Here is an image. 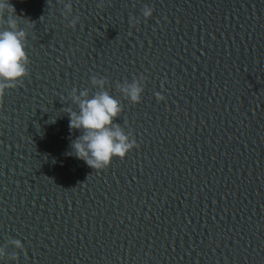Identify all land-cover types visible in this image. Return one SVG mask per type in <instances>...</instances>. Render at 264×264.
<instances>
[{
    "label": "water",
    "instance_id": "obj_1",
    "mask_svg": "<svg viewBox=\"0 0 264 264\" xmlns=\"http://www.w3.org/2000/svg\"><path fill=\"white\" fill-rule=\"evenodd\" d=\"M10 3L29 74L0 96V264H264V0ZM72 88L121 101L138 147L71 155Z\"/></svg>",
    "mask_w": 264,
    "mask_h": 264
},
{
    "label": "clouds",
    "instance_id": "obj_2",
    "mask_svg": "<svg viewBox=\"0 0 264 264\" xmlns=\"http://www.w3.org/2000/svg\"><path fill=\"white\" fill-rule=\"evenodd\" d=\"M70 11V6L66 4L65 14ZM152 14L153 8L144 6L143 18L147 19ZM17 17L10 0H0V96L22 84L29 74V60L25 51L27 32L19 27ZM71 23L75 24L76 20L73 19ZM130 23L135 25L138 19L131 18ZM5 24L7 27H4ZM25 26L30 28L31 24L25 22ZM91 83L102 88L104 80L92 76ZM121 91L131 103L137 104L144 89L139 83H132ZM155 95L158 101L166 99L160 93ZM70 96L78 105L79 111L64 109L69 117L68 126L70 130H81V134L70 142L71 155L84 161L89 167L101 170L108 167L113 158L123 159L128 152L138 147L131 131L125 132L115 122L122 112L121 101L111 96L108 91H99L89 97L87 89L72 88ZM15 243L18 247L21 246L19 240ZM0 255H3L2 249Z\"/></svg>",
    "mask_w": 264,
    "mask_h": 264
}]
</instances>
